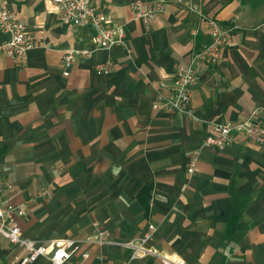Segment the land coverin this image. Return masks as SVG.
I'll return each mask as SVG.
<instances>
[{"label": "crops", "instance_id": "0c3cea01", "mask_svg": "<svg viewBox=\"0 0 264 264\" xmlns=\"http://www.w3.org/2000/svg\"><path fill=\"white\" fill-rule=\"evenodd\" d=\"M138 0H96L123 29L111 50L94 29L67 25L52 0H0L20 13L36 38L25 65L0 53V176L14 184L5 203L21 206L26 238L82 243L84 264H125L122 243L156 226L152 246L186 264H264V146L233 136L224 151L207 148L216 123L264 107V0H167L151 26ZM144 1V0H143ZM238 29L216 64H197L189 114L153 106L169 96L177 68L210 39L206 18ZM8 35L0 32V43ZM67 49H88L64 76ZM109 65L106 75L98 67ZM200 152L193 174L190 159ZM50 187L48 201L38 192ZM111 234L97 245L93 223ZM18 248L0 264H21ZM34 264H48L40 259ZM132 264H163L148 256Z\"/></svg>", "mask_w": 264, "mask_h": 264}, {"label": "built area", "instance_id": "2783aa9c", "mask_svg": "<svg viewBox=\"0 0 264 264\" xmlns=\"http://www.w3.org/2000/svg\"><path fill=\"white\" fill-rule=\"evenodd\" d=\"M61 9V20L67 25L76 27H90L94 29V42L103 50H111L123 44L125 34L121 27L116 26L96 4V0H52ZM131 8L137 18L146 27L157 21L167 10V0H138L131 3ZM238 16L230 25H223L214 19H207L210 39L193 55L189 64L180 65L174 74V80L167 87L169 96L153 106L155 110H166L175 114H189L193 89L199 80L196 65L198 63L216 64L221 59V52L228 47L233 35L238 29ZM256 31L264 33V20L255 27ZM0 32L8 35V40L0 43V53L15 60L19 65H25L30 51L36 47V38L29 30L17 11L0 10ZM92 52L88 49H67L63 54L64 76L70 75L75 62L89 57ZM110 72L109 65L98 67L99 75ZM213 135L204 141L207 148L218 151L226 150L233 142V136L239 133L257 146H264V107H256L242 120L228 123H217L212 127ZM200 152H195L188 168L193 174L199 161ZM14 190V184L7 178L0 176V250L4 248H18L21 256L16 260L21 264H34L40 259H46L48 264H84L89 258L88 252H82V243L58 239L48 244L40 243L23 235L18 224L20 218L27 216V211L21 206L5 203L4 197ZM42 198H51L53 190L44 187L38 192ZM97 245L110 244L111 234L103 231L98 222L93 223ZM157 228L150 224L145 234L122 246L130 249L131 255L125 264L153 256L160 258L163 264H186L182 259H170L160 255L152 246ZM10 264H15L14 262Z\"/></svg>", "mask_w": 264, "mask_h": 264}, {"label": "rangeland", "instance_id": "374dc122", "mask_svg": "<svg viewBox=\"0 0 264 264\" xmlns=\"http://www.w3.org/2000/svg\"><path fill=\"white\" fill-rule=\"evenodd\" d=\"M168 2V1H167ZM206 19H209V18H206ZM211 19H214V18H211ZM215 20V19H214ZM206 22H207V20H206ZM197 66V65H196ZM217 124V123H216ZM239 134H242V133H239ZM243 135V134H242ZM49 199H51V198H44V200L45 201H48Z\"/></svg>", "mask_w": 264, "mask_h": 264}]
</instances>
